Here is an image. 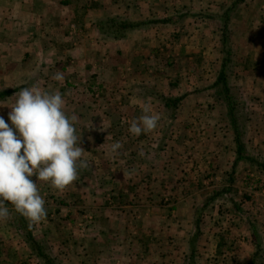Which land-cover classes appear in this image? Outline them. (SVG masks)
Segmentation results:
<instances>
[{
  "label": "rangeland",
  "instance_id": "1",
  "mask_svg": "<svg viewBox=\"0 0 264 264\" xmlns=\"http://www.w3.org/2000/svg\"><path fill=\"white\" fill-rule=\"evenodd\" d=\"M193 1L197 5L189 9L195 11L192 10L194 11L192 16L187 17L189 11L186 10L189 9L182 5ZM202 1L180 0L178 6L168 4L166 1L161 4L158 11L170 10V13H174L175 17L178 16L180 21L172 28L166 26L156 33H151L150 40H144V42L157 41L156 43L159 44L158 52L153 56L154 60L159 62L157 67L162 68L157 71L160 74L156 77L159 79L158 85L153 89H143L146 102L141 103L142 98L136 96L129 99L133 103L130 104V101L126 103L124 86L111 87L110 94L108 89L102 87L93 92L94 101L100 106L98 108L102 109L103 113H108L110 119L107 124L102 121L105 125L101 127H109L103 131L105 135L108 134L102 137L104 140L99 143L93 140L92 144L96 143L93 147L88 146L89 142H87L88 147L84 149L83 158L91 169L92 175L84 180L78 176V179L63 191H58L51 186L50 182L38 181L35 177L34 181L38 183L40 194L46 201L47 216L41 222L33 223L35 226L33 233L38 239L51 246L50 252L56 256L58 262L76 264L73 260L81 251L86 255L96 254L97 251L108 255L112 250L115 256H120L123 250L128 249L130 252V244L135 246L133 247L135 252H140L147 257L144 264H153L150 257L155 256L153 258L157 259L156 256L161 255L165 259L160 261L166 262L163 264H173L177 261H181L182 264L185 252L190 253L185 236L194 233L191 224L194 223L195 208L208 193L218 189L228 179L227 173L232 170L235 154L224 152L222 160L216 156L214 163L210 164V169H207L209 166L202 165L205 157H201V152L178 151L180 161L178 171L181 173L172 172L168 175L170 174L168 170L163 172V168H160L158 174L163 180L158 184L160 188L150 183L146 185L147 187L135 185V188L131 189L133 198L122 197L120 194L125 192L124 144L127 138L130 140L134 138L130 133H125L129 123L125 126V121L119 123L117 118L124 115L125 111L141 110V105L149 104L154 112L161 115L158 126L164 128L167 126L165 123L167 111L160 100V95L177 96L189 92L186 98H217L211 91L206 90V85L212 78L214 66L220 64L221 34L216 30L215 20L203 16L213 12L208 10L211 7L199 8L198 5ZM204 1L213 2L216 5L214 8L219 6L222 10L233 0ZM109 4L113 10L110 9V11L107 8L104 14L125 16V0H110ZM196 13L202 14L203 17H197ZM100 16L102 17V14ZM71 25H69L68 34L73 42L75 40L73 37H76L79 28ZM231 28L236 33L235 41L240 56L255 57L258 63L256 67H245V62H241L242 66L239 67L235 83L242 88L247 111L250 114L248 148L258 162H264V0H245L240 3ZM140 37L143 38L144 35L140 34ZM188 66L196 70L194 69L193 73L187 69L185 73L175 70ZM63 97L66 99L67 95L63 94ZM68 99H71V96ZM215 104H217V111L224 112L220 101ZM178 122L183 124V120L176 119L172 120V125L178 128L176 139L181 144L184 139L182 135L179 136L181 131ZM226 128L224 127L225 130L221 131V136L224 135ZM116 142L124 148L121 147L120 151L114 153L112 145ZM137 152V156H142V151L137 150ZM186 154L188 157H193L192 161L188 158L190 161L188 166L192 163V169L195 167L192 171L187 168L191 171L189 175L183 167V164L187 162ZM200 157L201 159H198ZM115 158L121 159L118 167L116 164H109ZM133 170L135 173L139 172V169ZM112 175L113 178L116 177V180H110ZM253 184L258 186L264 184V168L258 163L239 162L235 169L233 187L235 186L237 203L241 202L243 208L240 204L241 209L237 210L230 203H220L204 215L201 226L202 235L195 245L197 264H246L245 259L249 256L250 249L254 248L255 251V243L259 240L264 242V195L257 189L253 191ZM170 187L173 191L172 195L175 196H169L166 193ZM157 188L162 191L155 190ZM141 189H144L143 195L136 196ZM145 190L150 192L144 193ZM251 195L255 197L252 199ZM107 211L118 213L117 217L125 221V226L120 227L122 224L119 223L122 220L113 216L111 219L115 221V225L110 227L109 233L103 232L97 215L98 212ZM13 215L10 213L7 218L0 221V264L1 262L17 264L19 260L22 261L18 264H39L37 258L31 255L29 245L23 236L15 231L19 225ZM44 221L46 227L42 225ZM48 224L54 229L47 227ZM158 228L161 229L159 234L155 231ZM247 235L254 238V245L243 241V238H248ZM239 237L243 242L238 240ZM78 238L84 243L90 240L97 247L84 248L83 243L80 244L77 240ZM110 238H118L125 242L120 243L118 248L101 246L103 242L107 244ZM172 239L176 240L177 247L173 245V242L170 243ZM75 245H80V248Z\"/></svg>",
  "mask_w": 264,
  "mask_h": 264
},
{
  "label": "crops",
  "instance_id": "2",
  "mask_svg": "<svg viewBox=\"0 0 264 264\" xmlns=\"http://www.w3.org/2000/svg\"><path fill=\"white\" fill-rule=\"evenodd\" d=\"M109 1L0 0V88H18L13 96L0 104V115L4 116L6 121H8V113L11 111L10 106L7 105H14L19 92L23 88L29 87L49 92L59 91L62 95H67L64 99L65 111L69 117H76L75 126L78 136L81 137L78 144L81 143L80 146L85 149L96 144H92L93 140L97 143L102 142L104 140L102 137L105 135L103 131L109 128L101 127L105 125L102 121L107 124L110 115L103 113L102 109L98 108L100 106L99 103L94 101L93 92L99 90L100 87L112 90L111 87L113 86H124L126 103L130 101V98H136V96L142 98L141 103L146 102L143 89H153L158 85L159 79H156V77L160 74L157 71L162 68L157 67L159 62L154 60L153 56L158 52L159 44L156 43L157 41L144 42V40H150L151 33H156L166 26L172 28L180 19L176 16L175 24H154L146 29L133 31L125 40H112L103 37L95 23L96 19L108 10L107 8L113 10ZM165 1L168 4H173V6H178L180 2V0H125V16L136 21L167 17L171 14L170 10L158 11ZM190 3L182 6H187L186 9H189L197 5L194 1ZM198 6L199 8L211 7L208 10L213 13L220 10L219 6L214 8L216 5L213 2L204 0ZM192 10L194 9L186 10L189 11L187 17L192 16L195 11ZM199 11L202 12V10ZM199 13H196L197 17H205L204 14L202 16ZM70 24L79 28L76 37H73L76 41L73 40V42L68 34ZM193 31L195 30L193 29ZM140 34L144 37L141 38ZM151 65L154 66L151 67ZM219 66L220 64L214 66V72L211 73L212 78L206 87L214 81ZM186 69L192 72L195 68L188 66L187 68L175 70L179 73H185ZM58 72L63 73L64 79L62 82L53 79L54 74ZM121 75H124L122 77L125 78H122ZM70 96L71 99H68ZM216 102H219V98H185L183 100V106H181L183 108L177 111L175 117V120H183V124L178 122L181 131L179 136L182 135L184 139L181 144L176 139L178 128L173 126L172 119L168 120V118L165 122L167 126L164 128L158 126L148 134L135 136L134 139L125 142V164L123 163L125 166V192L120 195L133 198L131 189H134L135 185L146 186L150 183L158 186L163 181L160 174H158L160 168H163V172L168 170L170 173L168 175H171L172 172L178 174L180 163L178 151L191 153L194 150L201 152V157H205L202 165L204 167L209 166L207 169H210V164L214 163L216 156L222 160V154L225 155L224 152L235 154L232 129L227 124L226 113L216 110ZM129 103L131 104L133 101L131 100ZM134 112L125 111L124 115L122 114L117 118L119 123L125 121V126H127L126 123L138 119L143 114L141 110ZM224 127L227 128L224 135L221 136V131L225 130ZM187 139L190 140L187 141ZM87 142H89L88 146H86ZM137 150L143 152L142 156H137ZM201 157L198 159H201ZM185 158H187V162L183 164V167L186 174L189 175L195 167L192 169V163L191 166H188L190 164L188 158L192 161L193 157H188V154H186ZM120 163L121 159L118 158L109 162V164H116V167ZM187 168L191 171H188ZM133 169H139V172L135 173ZM131 172H134V174H131ZM35 177V175L32 177L33 181L36 179ZM113 179L116 180V177L113 178L112 175L110 180L114 181ZM158 188L160 187L158 186ZM158 188L155 190L162 191ZM143 190H139L140 192L138 191L136 196L143 195ZM149 192L144 191V193ZM166 193L169 196L174 195H172L171 187ZM234 198L236 205L230 204L237 210L241 209L240 205L242 206V204H240L241 202L237 203L238 198L236 199L235 194ZM118 215V213L115 214L112 211L98 212L97 218L103 232L109 233L110 227L115 225V221L111 219L113 216L122 220L123 223H119L122 224L120 227L125 226V221L118 218ZM42 225L46 227L45 221ZM191 225L193 230V224ZM47 227H51L50 224ZM160 228L155 230L157 234L161 233ZM52 229L54 228L51 227ZM190 236L188 234L185 236L188 246L190 245ZM247 236L248 238H243V241L250 242L249 244L252 245L254 238L251 235ZM174 238L176 239L177 236L175 235ZM175 239H172L170 243L173 242V245L177 247ZM77 240L80 244L83 243L82 247L84 248L87 246L97 247L90 240L85 243L80 238ZM238 240L243 242L241 237ZM123 242L125 241L118 238H110L107 244L103 242L101 246L108 245L110 248H118L120 243ZM130 245V252L128 249L123 250V254L120 256H115L112 250L109 251L108 255H103L99 251L96 254L86 255L81 251L73 261L76 264H144L147 257L141 255L140 252H135L133 249L135 246ZM75 247L80 248V245H75ZM99 247L98 249H100ZM253 253L254 248H251L249 256L245 259L246 264L252 259ZM153 257L155 256L150 257L153 264L166 263L160 261L165 259L163 255L156 256L157 259ZM188 259V254L185 252L182 264H189ZM21 261L19 260L16 263L18 264ZM166 261L170 260L166 259ZM194 262L197 264L195 258ZM173 264H181V261L173 262ZM191 264H193L192 260Z\"/></svg>",
  "mask_w": 264,
  "mask_h": 264
},
{
  "label": "clouds",
  "instance_id": "3",
  "mask_svg": "<svg viewBox=\"0 0 264 264\" xmlns=\"http://www.w3.org/2000/svg\"><path fill=\"white\" fill-rule=\"evenodd\" d=\"M53 79L62 82L63 73L54 74ZM7 106L11 108L8 121L0 115V221L10 215L5 206L10 202L17 213L39 223L47 216L46 201L32 177L63 191L87 167L84 149L78 144L76 117L66 114L59 91L25 87L14 105ZM141 111L128 129L136 137L154 131L161 120L149 104L141 105ZM121 147L116 142L112 151Z\"/></svg>",
  "mask_w": 264,
  "mask_h": 264
},
{
  "label": "trees",
  "instance_id": "4",
  "mask_svg": "<svg viewBox=\"0 0 264 264\" xmlns=\"http://www.w3.org/2000/svg\"><path fill=\"white\" fill-rule=\"evenodd\" d=\"M245 0H233L232 3L227 5L224 9L219 10L213 14H204L205 17L214 19L217 23L216 30L221 34V48L222 57L219 69L212 84L206 87L219 98L222 103L224 112L227 117V124L232 129V141L235 148V159L232 164V170L227 173L228 179L223 182V185L218 189L212 190L206 195L199 205L195 208L193 231L190 236V253H188L189 264H195V245L202 235V221L203 217L208 211L220 204L231 203L236 205L234 198L235 189L233 187L235 169L239 162L247 161L250 163H258L264 168V162H258L257 158L250 152L247 144L249 133L250 114L247 111V104L244 100L242 88L235 83V77L238 73L239 67L242 66L241 62H245V67H256L258 64L255 57L248 56L244 58L240 56L237 50L235 41L236 33L231 28L235 22V12L237 11L240 3ZM176 17L170 14L167 17L150 18L147 20H132L127 16L117 14H102L95 21L96 26L103 35V37L112 40H124L135 30H142L154 24H175ZM248 61V62H247ZM255 64V66H253ZM18 88L3 87L0 88V104L5 102L9 97L17 92ZM189 95V92H184L177 96H161L160 100L167 111L168 120H175L176 113L181 106L183 100ZM131 123V122H130ZM125 128V133L129 134V126ZM135 138V136L131 135ZM130 140L127 138L125 142ZM92 175V171L87 166L79 170L78 176L84 180ZM5 206L9 209V213H13L17 226L15 231L23 236V239L28 243L32 255L37 258L39 264H63L58 262L55 255L50 252L51 246L47 245L45 241L38 239L34 231V224L28 218L17 213L10 202H5ZM264 263V242L259 240L255 243V251L249 264H263Z\"/></svg>",
  "mask_w": 264,
  "mask_h": 264
},
{
  "label": "built area",
  "instance_id": "5",
  "mask_svg": "<svg viewBox=\"0 0 264 264\" xmlns=\"http://www.w3.org/2000/svg\"><path fill=\"white\" fill-rule=\"evenodd\" d=\"M252 189H253V191H255L257 189V191H260L264 195V184H260V186H258L256 184H253ZM251 197L253 199L255 196L254 195L253 196L251 195Z\"/></svg>",
  "mask_w": 264,
  "mask_h": 264
}]
</instances>
